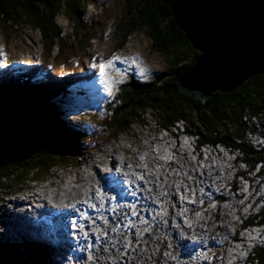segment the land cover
<instances>
[{"label":"trees","instance_id":"16d2710c","mask_svg":"<svg viewBox=\"0 0 264 264\" xmlns=\"http://www.w3.org/2000/svg\"><path fill=\"white\" fill-rule=\"evenodd\" d=\"M91 1L0 0V24H8L14 29L24 24L38 31L48 44V51L56 48L57 55L64 54V46L67 52H72L73 48L83 52L88 41L95 38L92 29L80 20L85 6ZM117 1L123 2L126 10L120 24L124 34L107 55L124 48L134 33L144 32L153 50L166 62V68L149 82L131 80L120 90V103L112 111L113 115L104 119L102 134L112 137L129 132L133 121L142 119V111L146 110L155 115L161 128L168 129L180 122L201 144H221L242 155L243 162L249 166L254 161L264 163V149L256 151L246 140L247 133L254 132L257 127L264 128V74H257L229 93H213L205 102L190 99L179 93L177 85L200 54L192 49L176 27L169 6L162 0ZM247 2L264 24V0ZM58 16L72 24L70 35L56 26ZM74 41L77 42L73 45ZM47 81L32 83L30 78L23 76L0 79V114H17L25 110L36 118L35 126L29 131L0 134V188L5 187L2 189L12 188L10 180L23 189L27 182L33 181L31 177L35 173L40 180L47 178L53 166H77L79 155L91 145V136L84 128L62 122L61 113L52 104L53 100L67 99L73 83L53 82V85ZM257 214L248 222L264 225V205ZM6 246L0 243V255ZM32 248V257L24 251L28 250L26 246L21 255L24 254L29 264H44V250L36 245ZM250 260L264 264V242L254 249Z\"/></svg>","mask_w":264,"mask_h":264},{"label":"rangeland","instance_id":"374dc122","mask_svg":"<svg viewBox=\"0 0 264 264\" xmlns=\"http://www.w3.org/2000/svg\"><path fill=\"white\" fill-rule=\"evenodd\" d=\"M125 11L124 4L121 1L92 0L90 5L87 4L85 6V9L80 16V20L82 23L92 29V35L95 36L94 40L88 41L89 44L85 49H82L83 52L79 51L77 48H73L72 52H67V47L64 46V54L58 55L56 48L53 49L52 52L48 51V44L41 39L38 31L33 30L24 24H22V26L18 27L17 29L11 28L8 26V24L6 26L0 24V73L2 71L5 73V71H10L15 67L20 68L22 71L26 72L25 74L27 75H30L29 73H34V75H37L39 72H43L45 76H49L47 82L53 85H55L53 82L66 83L67 81H74L76 83L78 81V86L82 84L79 81L82 79L81 75L84 73L95 75L97 82L96 85L91 87L89 85L82 84L87 88L85 94H83L86 96L77 97L74 101L66 99L64 103L58 102L57 108L61 113H63L60 116V120L62 122L68 124L74 123L79 127H83L86 133L98 134V130L103 131L102 125L104 121V111L106 110L102 108L103 105L106 103V101L113 99L117 93H119L121 86L129 82V78L131 76L135 77L136 79H140V82H148L154 79V77L158 74L164 73L166 68V62L153 50L151 42L145 33L137 32L130 36L128 43L125 44L124 48L117 49L110 56L109 59L112 61V66L106 70L108 87H105L104 80L99 75L98 65L100 63H108V51H110L111 48H115L117 46L116 43L124 34L123 28L120 27V24L123 22V18L126 16ZM55 24L59 29L63 30L66 35H70L72 33V24L67 22V20L62 16H58L55 19ZM76 42L77 41H74L73 45L76 44ZM55 56L58 57V60H56ZM94 64L97 65L96 68H93ZM29 65H36L37 67H34V70L29 69L26 67ZM60 65H66L69 67V69H67V67L62 68ZM7 68L9 69L6 70ZM83 68H85L87 71ZM10 72L13 73L14 71ZM89 100L92 102H99L90 104L87 102ZM52 104L56 105L57 101L53 100ZM90 107H96L97 109L94 112L91 111ZM85 111H87L88 115L84 113ZM90 112H94V114L90 115ZM18 113L20 114H0V134H3L4 132L18 133L21 131H29L35 126V121L30 117L31 114L25 110H21ZM142 113L144 117L140 120L133 121L132 126L129 128L130 132L132 133V135L127 134L129 141H121L125 140V136L120 137L119 140H116V142H122L121 146H127L128 148H131L133 152L136 151L135 148L132 147L135 145L134 139L141 138L144 142L145 138L154 137L155 132L158 131L157 128H160V125L158 124L160 123L159 120L155 118V115L152 114L151 111L143 110ZM76 114L81 115L84 118H81ZM73 115H76V118L72 117ZM147 119L151 120V122ZM141 120H143V122ZM145 122H147V124H145ZM257 141L258 140L255 142ZM114 148L116 147L107 145L106 150L112 152ZM91 149L94 150L90 152ZM150 151L151 149L145 153L147 159H151V155L153 154V150L151 152ZM84 152L86 154L84 153V155H80V160L78 161L77 158L76 164L87 166L94 164L96 161H101L103 150L99 146V143L96 142L94 146L89 145L88 149ZM225 153L228 154L229 152L226 151ZM237 156L241 158V156L238 154L231 155L229 153V157L225 156L227 161L224 162H230L228 160L237 162ZM98 165H100V162ZM71 166L74 167L75 164H71ZM206 168L208 169V167ZM60 169L62 168L59 166H53L50 172L47 174V178L41 179V184L38 183L34 185L35 182L40 180V178H37V173H35L33 177L29 176L33 181L27 182V186L23 188L32 186L33 189L38 185V188L35 190V192L38 193L41 191V188L46 187L49 182H54L56 186L53 188V193L55 194L59 190L63 191L65 189L69 190L73 187H81L82 183L67 184L65 181H63V179H60ZM75 171L77 173V171L79 172L80 170L78 168ZM83 171L87 172V169H84ZM92 176H94V174H92ZM248 176H250V174H248ZM245 183L247 185L252 184V190H257L256 182L249 183L248 181H245ZM9 185L12 187L11 189H2L5 187L0 188V220L2 216L4 217L6 215V210L11 209V205L9 204L11 200L18 198L22 199L23 201H28L31 199L30 194H33V191H30L26 194L22 193V191H20V187L17 186V184L14 185L12 180H10ZM256 192V196L260 197L261 195L258 194V191ZM262 198H264V194ZM262 204H264V201ZM16 210L23 211L24 209L18 207ZM228 214L231 213H227V215ZM10 228L11 226L8 225L6 229ZM1 231L2 228H0V232ZM3 239L1 234L0 240L2 242L8 241L10 239L11 241L9 244H13L17 243L21 238L16 236L13 232L8 234L7 231H5ZM145 242L147 241L145 240ZM18 249L19 246H15V248L12 246L11 248H6L5 252L0 255V264H14L15 261H19L20 259L15 253V251ZM54 250L59 251L62 254L65 252L55 247ZM51 253L53 254V251ZM21 263L24 264L22 261Z\"/></svg>","mask_w":264,"mask_h":264},{"label":"water","instance_id":"95a60500","mask_svg":"<svg viewBox=\"0 0 264 264\" xmlns=\"http://www.w3.org/2000/svg\"><path fill=\"white\" fill-rule=\"evenodd\" d=\"M162 1L200 54L179 80L180 94L205 102L213 93H229L264 74V24L246 0Z\"/></svg>","mask_w":264,"mask_h":264},{"label":"bare ground","instance_id":"6f19581e","mask_svg":"<svg viewBox=\"0 0 264 264\" xmlns=\"http://www.w3.org/2000/svg\"><path fill=\"white\" fill-rule=\"evenodd\" d=\"M147 120H149V119H147ZM141 121L143 122V120H141ZM144 121H145V119H144ZM149 121L151 122V120H149ZM252 123H256V122H252ZM145 124H147V122H145ZM260 132L261 133H264V129H260ZM127 134L128 135H132V133L130 131ZM127 134H125V135L127 136ZM248 134L251 136L252 139H253V137H255V133L252 132V131H250ZM123 136H124V134L122 136H120V137H123ZM113 142H115V141H111L110 146L113 144ZM151 151H152V149H151ZM151 157H152V155H151ZM146 171L148 172V169ZM206 171H207V168L204 170L203 173H205ZM157 174L158 173H151V174L150 173H146V175L144 177L146 179H148V180H145L144 179L145 182L157 184V178H158L157 177L158 176ZM206 176H209V175L206 174ZM223 178H224L225 181H227L225 177H223ZM163 179L167 182L168 175L166 174L165 176H163ZM243 181H244V184H246L245 181H248L247 175L243 178ZM257 183H258V181L256 182V184ZM119 186H121V185L119 184ZM259 186H260V184H257L256 185V189H258ZM162 189H163V187H158V188L155 189V192L156 193H159ZM219 189H222V187L219 186ZM134 190L137 191V189H135V188H134ZM69 191H71V190H69ZM61 192L64 195H66V198L72 197L74 195V193H72V192H66L65 190H63ZM75 194L76 195H74V198L75 197L77 198L78 196L80 197V198H78L76 200V205H80L81 203H83V200L84 199H88L90 201H96L95 199H96L97 192H96V189L95 188L86 189V191L84 193H77V192H75ZM122 199H123L124 202H122L120 204V208H121L120 213L121 214L119 216V219H122L124 217V215H125L124 213L127 212L128 209H129V208H126L125 205H124L125 199L123 197V192H122ZM35 200H39L41 203H43V201H42L41 198H36ZM7 203H9V202H7ZM10 204H11V206H13V209H16L17 208L16 199L15 200H11ZM132 204L134 206H136V208H138V203L136 201L134 203H132ZM25 205H26V212H25L26 215L32 214V213H37L36 207H34V205L30 201H25ZM21 206L23 207L22 204H19L18 205V207H21ZM226 206H227L226 204H220L219 205V207H223V208H225ZM107 211H108V208H107L106 212ZM225 211H228V212L222 213L223 218L230 219L232 217V213L227 215V213H230V211L228 209H225ZM59 213H60V215H65V214L70 213V211L69 210H63V211H61ZM167 214L169 215V213H167ZM187 216L189 217V215H187ZM48 219H53V217L52 216H49ZM60 221L61 222H64V220H60ZM132 222H133V220H132ZM180 222H182V220H180ZM193 223L195 224V221H193ZM0 224H2V226H4V222H3L2 219L0 220ZM229 224H230L229 222L228 223H225V224H222V225H218L216 223V225L214 226V229L210 230L211 233L208 236H206V241L213 242L214 240H219L221 245L222 244H228L229 240L223 239V237L226 236L229 233V226H228ZM10 225H14V227L17 228V229H14V227H11L10 229L7 230V233L8 234H10V231H11L15 235H17V236L20 235L21 238L25 235L19 229L18 220H14L13 222H11ZM105 226H112V222H109L108 223V222L105 221L104 226L101 227V229L98 228L99 229L98 232L94 230L95 228H92V230L94 232L98 233V236H96L97 241H99V239L101 241V242H98V244L96 246V250H99V248L101 247V245L103 243H105ZM140 227H142L141 228V233H140V243H139L140 254L142 256H149V226H141V223H140ZM4 233H5V230L3 231L2 235H4ZM11 235H13V234H11ZM44 237L49 241L48 243H50L49 248H48V251H49L50 256L54 260L58 259L59 253H61L59 251H58L59 253L57 251H55L54 250V247L57 248V249H61V250L65 251V252H63V254H70V253H72V252L68 251V249H69V241L67 240L65 234H63V236H62L63 237L62 240H59L58 232H57L56 227L54 225H50L49 226V228L44 232ZM145 240L147 242H145ZM41 241L43 242L45 240L44 239H41ZM171 242L172 243H175L173 241V239H172V236H171ZM201 242H203L202 239H201ZM232 242L235 243V241H232ZM45 243H46V241H45ZM78 243H79V245H81V242L80 241H78ZM52 245H53V247H52ZM123 245L128 246V248H135V240H132V238H123ZM190 249H195V248H190ZM52 251H53V254H54L55 257L51 253ZM188 251L189 250H187V252ZM198 254H199V256H202V255H205V254H209V252H206L204 254H201V252H200V253H197V255ZM74 255L77 258H79V259L81 258V256L79 254L78 255L74 254ZM195 255H196V253H195ZM227 255H228L227 253L226 254H223V255L219 254L217 260H223L225 257H227ZM160 256L161 257H167V250H160ZM60 258L62 259V256H60ZM100 261L101 262H106V263H118V262H120V255H114V253H102V254H99V260L95 259L93 261H90L88 264H100ZM55 262L56 263H52L51 262V264H64V262H62V261H55ZM81 264H83V263H81Z\"/></svg>","mask_w":264,"mask_h":264},{"label":"built area","instance_id":"2783aa9c","mask_svg":"<svg viewBox=\"0 0 264 264\" xmlns=\"http://www.w3.org/2000/svg\"><path fill=\"white\" fill-rule=\"evenodd\" d=\"M256 137L257 135L255 134V137L252 139L249 135V139L252 143L255 142V139L257 140ZM260 148L261 145L257 146V149ZM259 166L260 165L257 164V168H259ZM216 184H204L200 188L201 194L203 196H212L214 192H220L221 189H219V186H216ZM258 184L264 187V177ZM170 215L171 213H169L168 216ZM125 217L126 214L124 215V218ZM173 217L174 216L171 215V218ZM119 222H123V218L112 219V226H105V243L101 245L99 250H96L95 256H92L91 254V261L95 259L99 260V254L114 253V255H120V262L106 263L100 261V264H157L156 261H153V258L159 257L160 250H164L163 248H166L165 250H167V257H162L164 260L169 262L177 261L176 259L178 258V252L175 250L176 243L171 242V235H164L162 232V228L164 227L163 224L159 225L157 223L156 228L149 227V256H142L139 250L140 233L142 227H140V225H136V222L133 221L132 223H129L127 230L122 231L121 228L118 227ZM161 226L162 228H159ZM84 234L86 235V232ZM123 238H132V240H135V248H128V246L123 245ZM198 241L201 242V239L198 238ZM212 258L213 252L202 256H197L196 260L204 264H211ZM215 263L220 264L221 260H216Z\"/></svg>","mask_w":264,"mask_h":264},{"label":"snow or ice","instance_id":"6c2138e0","mask_svg":"<svg viewBox=\"0 0 264 264\" xmlns=\"http://www.w3.org/2000/svg\"><path fill=\"white\" fill-rule=\"evenodd\" d=\"M111 66H112V61L111 60H109L107 64L100 63L98 65L99 75H100L101 78H103L106 88L108 87V80L106 79V70H107V68H109ZM96 67H97V65L94 64L93 68H96ZM117 171H119L118 168H117Z\"/></svg>","mask_w":264,"mask_h":264},{"label":"clouds","instance_id":"9594fccd","mask_svg":"<svg viewBox=\"0 0 264 264\" xmlns=\"http://www.w3.org/2000/svg\"><path fill=\"white\" fill-rule=\"evenodd\" d=\"M52 184H55L54 182H51Z\"/></svg>","mask_w":264,"mask_h":264}]
</instances>
